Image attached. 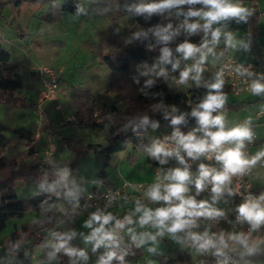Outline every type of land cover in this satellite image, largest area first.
<instances>
[{
    "label": "trees",
    "instance_id": "trees-1",
    "mask_svg": "<svg viewBox=\"0 0 264 264\" xmlns=\"http://www.w3.org/2000/svg\"><path fill=\"white\" fill-rule=\"evenodd\" d=\"M112 1L115 4L117 13L131 16L136 30L125 31L124 33L99 32L97 43L89 42L88 44L93 45L92 51L100 62L107 67L111 75L112 80L104 90V95L110 98L119 96L118 93L121 95L135 94L130 98V103L123 109H119L116 101L104 102L103 110L100 114H95L96 116H94L96 98L91 92L76 87L71 94L76 112L75 117L70 122H74L81 127L101 131L106 129L102 142L92 143L74 137L60 136L58 138V142L61 143L60 146L73 150L76 156L66 162L54 165L50 160L56 148L50 155L46 154L51 142L55 146L53 141L48 142V149L44 151L46 160L44 159V162H42L39 158V151L34 146V132L0 122V231L6 229L10 220L22 218L28 211L43 212V218L32 227V234L36 237V240L32 243L33 245L39 244L38 241L42 238L37 236L40 229L50 226L57 219L62 220L57 212L60 205L71 203L83 196L81 184H72L65 181L62 173L76 170L80 165L81 158L90 153L100 156L103 170L97 176L102 181L106 179L104 169L109 164L110 156L117 152H123L128 147L132 148L133 151L140 150L143 152L153 169L166 170L173 166L184 169L186 167L190 173V187L195 186V180L199 176L198 171L191 168L185 160V163L181 164L177 155L164 156L160 154L159 157L152 156L150 149L153 147V143L152 139L148 138L147 132L153 126L167 129L160 135L177 130L183 135L191 129L194 130L198 138H204L198 119L192 115V112L198 108V105L210 91L214 92L215 90H210L208 86L192 88L200 94V98L192 102L189 95L191 89L179 88L174 82L175 78L180 79L181 72L186 69L181 70L179 66L168 68V71L172 68L175 69L174 75H170L167 71L169 76L174 77L172 85L161 76L151 78L149 72L158 65L161 59L169 60L173 65L177 64L175 62L178 54L177 49L181 44L186 42L193 45L220 43L223 41L224 36L219 35V38L213 41V30L210 29L206 33L203 22H198L201 25L200 31L194 33L182 31L180 27L184 28L186 23L179 14V8L162 9L163 14H159L158 11L152 13L136 11L139 6L159 3L160 0ZM19 2L20 0L17 1V4ZM190 7L201 9L203 5H182L180 10L187 12ZM51 9L53 11H49L45 19L50 23L59 20L64 12L70 14L82 13L79 2L74 0L65 1L60 10L53 2L51 3ZM167 12L171 13L170 17L165 15ZM169 25H171L169 29L171 39L165 42L157 37L155 32L157 29L167 28ZM139 26L144 27L145 30L141 31ZM165 49L170 53L166 59ZM132 66L139 68H132ZM196 66L187 68L193 69L190 72V78L192 73L195 72ZM21 69L22 65L12 61L9 52L3 49L0 44V104H17L22 100L16 96L17 91L23 87ZM55 73L58 74V78L55 80L56 86V83L60 81V75L59 72ZM40 74V71L37 70L32 72L31 76L39 77L42 83ZM221 92L224 96L230 94V90L227 88H222ZM212 115L215 116L214 112ZM181 117L180 123H172L174 119ZM210 130L213 131V127ZM8 134L15 135L18 144L21 146L18 148L14 146L16 150L11 155L5 156V152L13 146V140L7 136ZM22 140L34 142L32 146L23 147ZM134 159V153L127 154L128 161L133 162ZM23 181L35 188L34 194L18 199L15 186ZM92 191H96V189ZM253 191L256 192L255 189ZM224 194L233 206L237 205V201L231 197L230 192ZM29 227L30 225L18 228L15 225L13 231L5 238V245L10 242L9 246H6L7 250L13 253L12 264H31L30 255L26 252L27 248L21 242V237L29 230ZM58 231L62 232V236L58 235L57 241L63 239L73 244L72 235H67L66 232L60 229ZM108 250L109 247L102 254L97 251L96 258L99 259V264L101 257L106 258ZM155 259L159 264H232L233 262L235 264H249L252 261L258 263L264 261V251L255 249L252 254H248L236 250L222 254H208L196 250L193 252L176 248L170 251L169 254L156 255ZM72 261V256H69L60 264H73ZM108 264L129 263H120L114 257L108 261Z\"/></svg>",
    "mask_w": 264,
    "mask_h": 264
},
{
    "label": "rangeland",
    "instance_id": "rangeland-1",
    "mask_svg": "<svg viewBox=\"0 0 264 264\" xmlns=\"http://www.w3.org/2000/svg\"><path fill=\"white\" fill-rule=\"evenodd\" d=\"M17 1L0 0V44L3 49L9 52L12 61L22 65L21 76L23 87L16 93L22 100L17 104H0V122L12 127L26 128L35 134L41 132V141L37 142L35 146L41 154L48 149L47 132L50 131L53 134V139L51 140L55 143L56 148V151L53 152V158H58L61 162H66L75 157L76 153L73 150L62 147V145L60 146L61 143L58 142L60 136L83 139L85 142L100 143L104 139V133L106 132V129L101 131L99 129L81 127L74 122L71 123L67 119L68 115H66L67 108H65V104L68 105V109L72 105L71 94L75 91L74 88L79 87L91 92L95 96L94 114H100L103 110V103H108V101H116L119 109H123L130 103V98L135 94L132 93L130 95L127 93L121 95L118 93L119 96L110 98L104 95V90L112 80L111 75L107 67L100 62L99 58L92 51L93 45H89L88 43H97L99 32L114 31L116 33H124L125 31H135L136 27L130 15L117 13L112 0H74L79 2L82 13L70 14L64 12L60 19L53 23L45 20L47 13L53 11L51 9V3L54 2L60 10L65 1L73 0H20L18 4ZM186 13L179 8V14H181L184 22L187 21L189 24L204 23L198 17H186ZM225 23H228L229 27L233 25V22L222 20L219 23H214L211 30L215 31L219 29L220 34L224 33L223 25ZM238 24L240 22H237V24L234 23V25ZM180 28L182 31H188L186 26ZM139 29L141 31L145 30L141 26H139ZM239 29L241 30L242 28L239 27ZM234 30H237V27ZM197 31H200V29L198 28ZM224 44L228 45L227 41ZM228 47L231 49L229 45ZM256 50L258 52L259 48L256 47ZM170 66H173V64L169 60L161 59L158 65L149 72V76L151 78L161 76L172 85L174 77L167 74ZM41 68H50L55 72H59L60 81L56 83L55 96L57 97L60 94L63 104L59 103L58 99L53 101L46 100L43 103L39 102L38 96L42 88V83L41 80L32 78L31 73L37 70L39 71ZM132 68L139 67L132 66ZM42 74L40 75L42 76ZM195 75L196 72H193L192 77ZM205 81H208V73L202 70L198 82L197 80L189 78L183 84L179 82L178 86L185 90L191 89L189 95L191 101L194 102L200 98V94L192 90V88H198V86L203 87L202 84ZM240 100L233 95H227L223 106L219 108L217 115L224 118L225 130L233 126H242L244 120L256 123L254 114L261 111V109L255 107L253 104L242 108ZM57 104L60 106L58 109L56 108ZM40 127L45 128L46 131L40 129ZM255 127V130L252 128V133L260 139L264 138V123L258 122ZM166 130V128L153 126L148 130L147 136L149 139H153ZM216 130L213 127V131ZM7 136L13 140V146L5 152V156L11 155L16 150L14 146H17V148L21 146L18 144L15 135L8 134ZM27 145L23 144V147L32 146L33 144ZM128 153H134V163H129L126 160ZM149 165L143 152L140 150L133 151L132 148L128 147L123 152L113 154L111 161L104 171L107 180L112 179V183L115 186L124 187L125 183L131 185V187L125 189L122 187L116 188L128 193L130 195V201L141 203L142 206H140L142 209L154 210V206L150 205L153 203H149L150 197L147 195L148 192L142 193V190L137 187L139 185L147 186L155 183L160 185L162 193L166 185L174 182L167 179V177L176 167L173 166L166 170L159 169L161 173L157 176L154 173L155 169L151 166L149 167ZM254 167L264 168V162H257L254 164ZM102 170L100 156L90 153L84 158H81L80 165L76 170L64 172L62 175L64 180L72 184L80 183L82 192L85 195L91 192V189L100 185V179L97 175ZM252 179L253 181L259 182L254 174L252 175ZM262 182H264V179H262ZM188 184L189 182H187ZM34 190V187L29 186V183L26 184L24 181L17 183L15 186L18 199L33 195ZM143 194L146 202H138L135 200L136 196ZM213 197L210 200L212 202V208L225 214L227 211L224 212L223 199L217 197L214 200ZM126 212H129L131 215L126 213L124 216H135V213H138L136 212V208L135 212L131 209H128ZM93 213H96V211L89 207L83 216L87 215V219H90ZM43 216V212L31 210L26 212L23 218H16L8 222L6 229L0 231V264H12L13 253L7 250L6 246H9L10 242H7V245H5V238L13 231L14 226L24 223H37ZM83 216H80V218ZM84 218L78 219L76 223L71 224L73 227L67 233L73 235L75 244L71 247H66L77 251L83 250L87 256V259H84L78 255H71L73 264H99L98 258L95 257L96 250L102 254L107 247L101 245L93 251L95 242L86 239L91 235L92 229L85 226ZM61 221L65 224L64 219ZM72 221L75 220H71L70 222ZM66 224L68 223L66 222ZM96 226L98 225H93V227ZM105 227L106 230L113 232L117 242L116 245L109 246L108 251H115V259L120 263L158 264L154 256L156 254H165L171 248L170 243H165L158 236H154V240L150 238L151 236L149 234L152 232L154 235H158L153 229L133 239L135 235L128 237L129 234L131 235L129 231H126L125 235L122 236L115 233L109 224ZM57 228L62 229L63 225H60V223L53 224L52 226L40 229L37 236L42 238H40L39 241L41 242L37 245L32 244L36 239L34 235L27 236L22 240L23 246L27 248V254L30 255L31 264H60V262H63L65 258L70 256L64 249L56 250V246L59 244L54 240L58 236ZM165 228H159L163 232L162 236L165 235ZM52 235L55 236L53 240L51 239ZM127 238L131 239V244L125 248L124 239ZM120 242L124 245L122 246ZM30 244L32 245L30 246ZM184 248L189 249L185 246ZM192 248L189 251L195 252V249ZM119 257H123V259ZM249 264H264V261L260 263L252 261Z\"/></svg>",
    "mask_w": 264,
    "mask_h": 264
},
{
    "label": "clouds",
    "instance_id": "clouds-1",
    "mask_svg": "<svg viewBox=\"0 0 264 264\" xmlns=\"http://www.w3.org/2000/svg\"><path fill=\"white\" fill-rule=\"evenodd\" d=\"M201 4L203 7L201 9L189 8L186 17H198L204 21L203 28L207 33L211 29L214 23H219L222 20H227L234 18L240 21L247 19L250 12L247 8L241 6L240 4H233L231 0H160L159 3H151L147 5H142L136 8L137 12H156L162 9L169 8H180L182 5H196ZM186 23V28L189 32H196L198 28L201 27L199 23ZM171 25L167 28L157 29L155 35L161 40L167 42L171 39V34L169 29ZM220 31L219 29L212 32L213 41H216L219 38ZM227 43L231 47H235L233 42V37L231 34H228ZM202 47L207 48V43ZM177 51L182 52L185 59L192 58L197 52H200V59L197 66L195 67L196 75L191 77L194 80L199 81L200 73L202 69L199 67L200 64H203L207 59V54L201 51L200 48H197L195 45L190 43L181 44ZM165 59L170 55L167 49L164 50ZM208 52L211 53L212 49H208ZM178 65L174 64L173 68H176ZM193 69H186L180 74V83H185L190 78V72ZM223 78L221 74H217L216 80L214 83L208 85L210 90L209 94L205 99L198 105L197 109H194L192 115L198 119L200 124V130L204 133V138H198L195 134L189 133L188 135H182L178 130L173 133L174 138L177 139L179 145H181L184 151L187 153V156L192 159H197L199 156L204 155L210 151H217L221 146L226 142H235L234 148H229L227 150L219 151V154L216 156L218 161L223 163L222 171H215L214 169H209L205 165H200V172L198 178L195 180V188L197 194L202 191L208 183L212 185L211 191L214 195L213 199L215 200L216 196L220 195L225 185L230 182L231 176L237 173H242L246 167L254 165L258 159L264 157V152L257 154L252 160H246L242 158L241 148L244 146V141L251 139L252 133L246 125L237 126L230 130H225L224 127V118L220 115L213 116L212 113L217 109L221 108L224 104L225 97L221 92L223 87ZM251 91L253 94L260 95L264 94V83L259 81H254L251 84ZM181 118L174 119L173 124L180 123ZM215 127L216 131H211L210 128ZM150 153L154 157H159L160 154L164 156H170L173 153L167 151L163 145L155 144L151 149ZM177 156L181 164H184V158ZM163 162V161H162ZM174 181L171 184H168L164 188L163 194L160 190V185H156L151 188L147 195L153 201H164L168 204V207L157 208L155 211L151 209H141L140 207L136 208V212H142L143 214L139 218V224L141 226L152 223L153 226L160 229L167 228L169 233H176L178 231H183L186 227L194 224V218L198 217H216L220 216L218 210L213 209L207 201L197 202L194 197L185 196V193L188 192L187 182L190 180V173L187 168L184 169L176 168L172 170L170 175L167 177ZM264 200V197H261ZM176 201V203H173ZM240 218L246 219L252 226V230L259 228L261 224H264V208L260 207L258 203L245 202L239 206L238 209ZM114 217L111 214L104 215L100 212L93 213L90 219L86 222L85 226L92 229L91 235L86 239L88 241H94L95 251L101 245L109 247L116 245V237L113 232L106 230V225H108ZM171 220V224L168 225L167 222ZM126 222L131 224L132 220L130 217L126 218ZM98 225L93 227V225ZM125 225L120 221H116L117 228H123ZM132 229H129L131 232ZM163 234L161 231L158 233ZM70 238V237H69ZM155 239V237H150ZM190 238L194 244L198 245L199 250H207L209 248H216L218 254L222 253L223 248L227 247L223 234L220 235L218 239H213L208 235L207 232L204 234L191 233ZM133 239H136L133 236ZM230 240H234L241 244L247 251L248 254H252L255 249L249 247L248 237L243 234L230 235ZM66 240L61 239V242L56 246V250L64 249L68 255H78L84 259H87V256L83 250L77 251L72 248L66 247ZM116 257L115 251H109L105 257H101L100 264H108V261ZM123 259V257H119Z\"/></svg>",
    "mask_w": 264,
    "mask_h": 264
},
{
    "label": "built area",
    "instance_id": "built-area-1",
    "mask_svg": "<svg viewBox=\"0 0 264 264\" xmlns=\"http://www.w3.org/2000/svg\"><path fill=\"white\" fill-rule=\"evenodd\" d=\"M233 4H240L244 7V3L242 0H231ZM257 5V0H250L249 2V12L252 14L254 8ZM159 14H163L162 10L158 11ZM167 17L171 16L170 12L165 13ZM234 19V18H233ZM236 21H240L235 19ZM247 35L249 39L252 41L253 32L251 24L247 27ZM205 44V43H204ZM204 44L195 45L197 48H200L202 52L207 54V59L203 64H200L199 67L208 73V81L203 82L202 86L206 87L210 83H214L217 77V74H221L223 78V87L230 90V93L234 96H241L245 94H253L251 91V84L254 81H259L264 83V61H262L258 56L255 61L249 62L246 64H241L238 60L231 56L230 49L228 45L224 43H207V48L202 47ZM208 49H212V52L209 53ZM200 52H197L192 58L185 59L182 52L178 51L175 62L181 68V70H185L189 67H194V65L198 64L200 59ZM42 74V83L43 89L40 92V102L44 100H52L55 98V80L58 78V74H56L50 68H41L39 70ZM169 74L174 75L175 69H169ZM46 75V76H44ZM175 84L179 85V80L175 78ZM262 112L258 111L255 113V117H259ZM94 116H96L94 114ZM243 125H246L251 133L254 125L247 120H244ZM174 131L164 133L156 138L152 139L153 146L155 144L163 145L167 151H171L172 155H177L179 153L180 157H183L187 164L198 171V175L200 172V165L203 164L209 169H214L215 171L223 170V163L216 159V156L219 154V151L227 150L229 148H234L236 145L234 142H226L224 143L220 149L217 151H210L205 153L204 155L199 156L197 159H192L187 156V153L184 151L183 147L179 145L177 139L173 136ZM189 133L195 134L194 130H188L183 135H188ZM196 135V134H195ZM23 144L32 145L33 142H27L26 140L21 141ZM257 144V136L252 133L251 139L244 141V146L241 148L242 158L246 160H252L257 155L251 154V147ZM27 145V146H28ZM55 150V146L53 143H50L49 150L46 154L50 155ZM261 152H264L262 150ZM258 160H264V157H261ZM155 175L159 176L160 172L158 169L154 171ZM161 184V182H159ZM157 184H149L147 186L139 185L137 188L142 190V193L148 192L151 188L156 186ZM231 194V197L239 203V206L244 204L245 202L250 203H258L260 207L264 208V200L261 199L262 196L259 193L253 191V185L250 181V166L246 167L242 173H237L231 176L230 182L226 184ZM127 187H131L128 183L124 184V189ZM188 192L185 193V196H191L196 199L197 202L202 201L204 198H207L211 194L212 185L208 183L206 187L197 194V190L195 186H189ZM164 189L162 190V194ZM130 195L126 193L124 190L107 188L104 190H96L89 192L83 195L80 199L73 201L68 204L60 205L57 208V212L64 220H76L78 217L82 216L87 212L89 207L91 209H96L98 212L104 214L109 208L114 207L120 200H129ZM135 200L138 202H146V198L143 195L136 196ZM148 200V199H147ZM149 203H154L156 205H162L163 207H168L164 201H153L149 199ZM176 203V201H173ZM231 202L228 201L226 206H231ZM131 216H123L118 221L127 224L126 218ZM132 220V218H131ZM194 224L188 226L191 230L198 229L202 223L205 221H209L212 225L219 226L223 223H229L232 228L236 231L244 230L248 232H253L251 224L243 218H240L239 213L233 214H221L216 217H198L194 218ZM124 228V227H123ZM123 228H117L116 224L113 225L112 229L115 233L121 234L123 232ZM261 230V238H264V224L259 226ZM232 264H235L234 262Z\"/></svg>",
    "mask_w": 264,
    "mask_h": 264
},
{
    "label": "crops",
    "instance_id": "crops-1",
    "mask_svg": "<svg viewBox=\"0 0 264 264\" xmlns=\"http://www.w3.org/2000/svg\"><path fill=\"white\" fill-rule=\"evenodd\" d=\"M242 1L244 3V7L248 9L250 0H242ZM225 21L226 22L227 21L233 22V25H231L230 27H229L228 23H225L223 25L224 33L220 34V35L224 36L223 41H222L223 43L225 41H227L228 34L232 35L233 42L235 43V48L230 46L231 47V49H230L231 56L235 57L238 60V62L240 61L239 63H242V64H246V63H249L251 61H255L257 56L262 61H264V0H257L256 7L254 8L252 14L248 15L246 20H244V21H236L235 19L230 18V19H227ZM237 22H240V24L234 25V23L237 24ZM249 24H251L252 32H253L252 41L249 39V37L247 35V27H248ZM236 27H237V30H234V28H236ZM239 27H241L242 29L240 30ZM222 42H220V43H222ZM254 42H255V44H254ZM250 44H251V46H250ZM251 47L253 48V51H252ZM256 47L259 48L258 52L256 50ZM32 78L40 80V78L37 77V76H32ZM42 89H43V87L40 89V91ZM40 91H39V96H38L39 102H40ZM228 95H232V94L230 93ZM224 97H226V96H224ZM234 97H237V98L241 99L240 100V104H241L242 108H245L249 104H253L255 107H259V109H261V111H264V94H260V95L245 94V95L234 96ZM56 99H58L59 103L63 104V101L61 100L60 94L57 97L55 96L54 100H56ZM51 101H53V100H51ZM43 102L44 101H42V103ZM71 103H72V105L70 106L69 109H68V105L65 104V108H67V114L66 115H68V117H67L68 120H72L75 117V112H76V109H75V107L73 105L72 99H71ZM59 107L60 106L57 104L56 108L58 109ZM218 111H219V109L214 111L215 116L218 114ZM254 119H255L256 123H252V124L254 125L253 129L255 130L256 129L255 125L258 124V122L264 123V112H262V114L259 117H255V114H254ZM232 128H235V126H233ZM232 128H230V129H232ZM40 129L46 131L45 128L40 127ZM230 129L228 128L226 130H230ZM52 135L53 134H51L50 131L47 132V140H48V142H50V140L53 139ZM40 136H41V132H38L37 134H35V137H34L35 144H34V146H36L37 142L41 141ZM262 150H264V138L260 139L257 136V144L255 146L251 147V149H250L251 154L252 155H257V154L261 153ZM112 155L109 158V162L111 161ZM39 158L41 159L42 162H44L43 161L45 159L44 153L43 154L39 153ZM126 160H127V156H126ZM50 161L53 162L54 165H58V164L62 163L58 158L57 159L53 158V155H52ZM128 162L130 163V161H128ZM257 162H264V160H257ZM131 163H134V162H131ZM150 166L151 165H149V167ZM253 174H254L255 177L258 178L257 181H259V182L253 181V179H252V175ZM55 175H57V174H55ZM62 177H63V175H62ZM262 179H264V168H262V167L255 168L254 165H251L250 166V181L252 182L253 189L256 190V193H259L262 196H264V182H262ZM186 186L189 187L190 186V182ZM120 187H122V186H120ZM120 187L119 186L118 187L115 186L112 183V179L111 180H107V178H106L103 181L100 180V185L94 187L93 189H96V190L102 189V190H104V189H107V188L116 189V188H120ZM93 189H91V190H93ZM228 192H229V189L225 185L223 192L220 195L216 196V198L219 197V198L223 199V201H224L223 209H224V212L227 211V212H225L226 214L239 213L238 212V209H239V203L238 202H237L236 206H233V205L228 206V207L226 206V203L229 200H227V198L225 197L226 195L224 193H228ZM83 195H84V193H83ZM212 197H213V193L211 191L210 196L207 197V198H204L202 201H207L208 204L211 206L212 202L210 200H211ZM140 205H141V203H134L133 201H130V200H120L114 207L109 208L104 213V215L111 214L114 217V219L109 223V225L111 227H113V225L116 224V221L119 220L124 215H126V213H128V215H131L129 212H126L128 209L134 210V212H135V208H137ZM150 205L154 206L153 207L154 208L153 211H155L157 208H163L162 205H156V204L154 205V203L150 204ZM141 206H140V208L142 209ZM93 210L98 212L96 209H93ZM142 214H143L142 212H138V213H135V216L132 215L131 216L132 217V223L131 224H129V223L125 224V226L123 228V232L121 234H119V235L124 236L126 231H129V229H132V231L130 232L131 235L129 234L128 237H130L132 235H135V237H137V236L139 237L141 234H143L145 232L152 231V229H153V231L155 233H160L161 230L158 227L153 226L152 223H149V224L144 225V226H141L139 224V218H140V216ZM86 216L87 215H84L81 218H84ZM81 218L79 217L75 221H72V222L65 221V224H64L63 221L57 219L56 221L51 223L50 226H52L53 224H59L60 223V225L61 224L63 225V228L60 229V230H62L63 232L67 233L73 227L71 224L76 223L78 221V219H81ZM83 220H85V223H86L89 219H87V217H86ZM66 222L68 224H66ZM34 224L24 223V224H21V225H16L18 228H24L27 225H30L29 230L25 234H23V236L21 237V242H22V240L25 237L34 235V234H32V231H33L32 227H33ZM167 224L170 225L171 224V220H169L167 222ZM225 224H227V225H225ZM43 228H46V227H43ZM56 230L58 232L57 235H61L62 232L58 231L59 230L58 228ZM53 232H54V230H53ZM205 232H207L208 235L210 237H212L213 239H218L220 237V235L223 234L225 242L227 244V247L223 248L222 253H225L227 251H236V250H241L242 252L243 251L247 252L246 249L241 244H239L238 242H236L234 240H230L229 239L230 235H238V234H243L244 236L248 237L249 247H253L254 249H260V251H264V238H261V230L259 228H257L253 232H248V231H244V230L236 231V230H234L232 228V226L229 223H223V224H221L219 226H215V225H212L209 221H205L196 230H191L189 227H186L183 231H178V232L173 234V233H169L167 231V228H165V235H163V236L160 235V234L154 235V233L152 232L151 234H149V236H151V237L158 236L165 243H170V245H171V248H170V250H167L168 251L167 253H165V254H156V255L169 254L170 251H172V250H174L176 248L185 249L184 246L189 248V249H191L193 247L192 249H195L196 251L202 252V253H208V254L217 253L216 248H209L207 250H199L198 245L194 244L193 241L190 238V234L191 233H196V234L202 235ZM67 235L71 236L72 234L67 233ZM51 237H52L51 239L53 240L55 236L52 235ZM72 237H73V235H72ZM46 238L48 239V237H46ZM54 240L57 241L56 238ZM73 240H74V238H73ZM130 240L131 239H128V238L124 239L125 248L131 244ZM38 242H41V241H38ZM57 242L60 243L61 240H59ZM74 244H75V241L73 242V244H71L70 242H67L66 246L67 247L68 246L71 247ZM120 244L122 246L124 245L121 242H120ZM166 249H168V248H166ZM189 249H187V250H189ZM97 251L98 250H96V253H97ZM156 255L154 256V259H155ZM95 257H96V254H95ZM127 263L131 264L130 262H127Z\"/></svg>",
    "mask_w": 264,
    "mask_h": 264
}]
</instances>
